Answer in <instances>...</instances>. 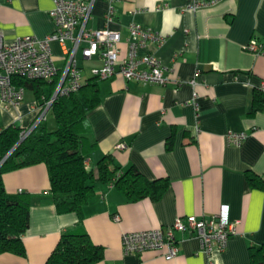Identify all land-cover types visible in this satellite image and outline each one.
<instances>
[{
  "label": "crops",
  "instance_id": "1",
  "mask_svg": "<svg viewBox=\"0 0 264 264\" xmlns=\"http://www.w3.org/2000/svg\"><path fill=\"white\" fill-rule=\"evenodd\" d=\"M187 2L94 1L88 27L119 29L121 57L128 53L132 22L164 36L161 44L149 41L139 54L160 59L168 68V81L142 83L120 75L98 80L100 103L88 113V137L96 145L86 156L87 164L94 168L110 154L121 168L134 165L151 180L170 181L160 199L131 201L112 183L96 177L95 195L84 208L82 223L93 242L105 248L104 258L95 264H249L250 247L264 244V190L252 187L247 177L254 172L264 179V109L251 114L254 91L264 82V0H220L196 11L186 9ZM53 5L54 0H0L4 41L25 34L44 38L53 32ZM252 39L263 53L246 48ZM51 47L55 63L62 66L60 44ZM81 65L89 78L100 62L92 59ZM197 71L192 85L189 80ZM25 89L20 104L0 109V131L9 125L26 129L37 118L35 104L41 98ZM50 114L55 122L49 111L45 124L53 130L56 122L47 123ZM231 132H244L246 138L235 145ZM120 143L125 147H118ZM3 181L8 193L28 192L32 200L29 228L22 237L26 253H2L0 264H45L62 232L77 226L78 215L57 211L44 163L8 171ZM222 205L236 222V232L223 251L206 253L189 233L177 234L179 251L170 259L156 251L138 255L123 249V232L167 227L177 217L209 218Z\"/></svg>",
  "mask_w": 264,
  "mask_h": 264
},
{
  "label": "built area",
  "instance_id": "2",
  "mask_svg": "<svg viewBox=\"0 0 264 264\" xmlns=\"http://www.w3.org/2000/svg\"><path fill=\"white\" fill-rule=\"evenodd\" d=\"M95 0H54L49 14L53 19L55 30L44 38L33 34L16 37L5 42L0 32V109L10 104H20L25 99V87L14 82L15 78L28 80L57 79L55 89L47 96L43 95L35 104L37 118L34 123L21 132L20 138H26L44 121L55 99L80 90L87 78L83 75L81 61L97 59L100 65L91 68V77L97 80L110 79L117 75L125 80H137L142 83L165 84L168 81V68L153 54H139V49L149 41L161 44L164 36L147 29L139 23L128 26V53L121 57L119 29L109 27L93 29L88 27ZM220 0H188L186 9L198 10L215 5ZM113 17V8L106 18ZM58 42L63 52V65L58 66L52 52V43ZM246 48L255 53H263L262 46L252 39ZM197 71L189 83L196 85ZM264 88V82L262 83ZM262 88V89H263ZM196 97V93L194 94ZM246 138L244 132H231V143L240 145ZM118 147H125L120 143ZM3 160L0 161V163ZM87 162V161H86ZM118 220L119 216H115ZM236 232V222L229 219L227 205L209 218L188 216L177 217L167 227H158L140 231L123 232L122 246L126 253L141 255L146 251H156L167 259L179 251L178 233L196 236L206 253L226 249L230 238Z\"/></svg>",
  "mask_w": 264,
  "mask_h": 264
},
{
  "label": "trees",
  "instance_id": "3",
  "mask_svg": "<svg viewBox=\"0 0 264 264\" xmlns=\"http://www.w3.org/2000/svg\"><path fill=\"white\" fill-rule=\"evenodd\" d=\"M14 82L32 89L40 99L55 89L58 80L15 78ZM99 103V81L89 77L79 91L58 96L53 102L50 111L56 122L55 129L49 130L45 119L14 149L24 129L9 125L0 131V161L3 160L0 163V254L25 255L22 237L30 223L32 195L28 192L8 193L3 181V175L8 171L44 163L49 172V192L57 211L75 212L79 217L75 228L62 232L45 264H95L104 258V246L94 243L82 225L84 208L95 195L96 177L102 183H112L131 201L158 200L168 189L169 179L151 180L134 165L121 168L115 165L110 154L90 168L86 156L96 144L88 137L91 132L88 113ZM263 109L264 90L256 88L251 114ZM171 145L169 138L166 147L170 149ZM247 177L252 187L264 190L263 178L254 172H248ZM249 264H264V244L250 247Z\"/></svg>",
  "mask_w": 264,
  "mask_h": 264
},
{
  "label": "rangeland",
  "instance_id": "4",
  "mask_svg": "<svg viewBox=\"0 0 264 264\" xmlns=\"http://www.w3.org/2000/svg\"><path fill=\"white\" fill-rule=\"evenodd\" d=\"M87 70H88V68H86L85 73L87 72ZM50 117H51V114L49 115V118L47 120L48 125H50V126L55 125L53 118H50Z\"/></svg>",
  "mask_w": 264,
  "mask_h": 264
},
{
  "label": "water",
  "instance_id": "5",
  "mask_svg": "<svg viewBox=\"0 0 264 264\" xmlns=\"http://www.w3.org/2000/svg\"><path fill=\"white\" fill-rule=\"evenodd\" d=\"M23 140H24V138H20L19 141L17 142V144L13 147V149H14L17 145H19ZM13 149H12V150H13ZM12 150L9 152V154L12 152Z\"/></svg>",
  "mask_w": 264,
  "mask_h": 264
}]
</instances>
